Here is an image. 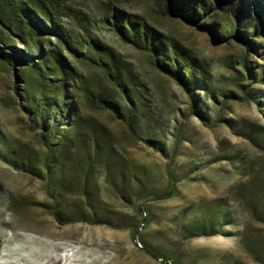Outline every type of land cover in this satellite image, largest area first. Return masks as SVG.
Masks as SVG:
<instances>
[{
  "label": "rangeland",
  "instance_id": "1",
  "mask_svg": "<svg viewBox=\"0 0 264 264\" xmlns=\"http://www.w3.org/2000/svg\"><path fill=\"white\" fill-rule=\"evenodd\" d=\"M48 1L66 29L78 35L89 31L135 73L148 104L138 133L98 109L86 108L85 114L112 131L129 173H137L140 182L130 181L123 199L97 170L102 210L85 209L83 221H71V205L83 203L73 192L58 222L46 182L0 157V264H167L162 258L168 264H264V148L247 136L264 129V111L243 100V86L234 79L235 67L242 70V47L217 44L183 19L166 16L160 0ZM225 7L222 20L230 25L234 18ZM114 9L143 17L184 46L211 73L224 95L219 103L201 90L191 98L154 68L150 53L123 42L106 21ZM249 60L258 70L261 61ZM249 84L264 91V85ZM20 103L0 84L3 150L24 148L39 133ZM253 186L254 194L249 191ZM96 219L105 224L94 223ZM145 219L149 223L138 229ZM144 242L159 258L141 248Z\"/></svg>",
  "mask_w": 264,
  "mask_h": 264
},
{
  "label": "trees",
  "instance_id": "2",
  "mask_svg": "<svg viewBox=\"0 0 264 264\" xmlns=\"http://www.w3.org/2000/svg\"><path fill=\"white\" fill-rule=\"evenodd\" d=\"M160 1L166 16L183 19L217 44L242 47L244 56L238 63L242 70L235 67L234 79L243 86V100L264 111V91L246 85H264V0ZM225 6L234 18L230 25L222 20ZM106 21L123 42L150 53L154 68L191 98L200 90L215 103H219L220 95L224 97L213 85L211 73L184 46L154 29L143 17L114 9ZM249 56L261 61L258 70ZM0 74V84L7 85L10 94L21 102L22 112L39 130L24 148L3 150L0 139V157L46 182L58 222H62L60 210L69 206L67 197L73 192L83 203L71 205L70 216L75 217L71 221H83L81 211L85 209L92 213L102 210L97 170H102L105 181L116 187L114 191L123 199L130 193V181L140 182L137 173H129L112 131L85 114L86 108L109 113L133 134L143 122L141 114L148 104L142 100L138 79L109 44L89 31L78 35L66 29L48 0H0ZM224 107L222 102L220 109ZM247 136L264 148V129L252 130ZM167 175L172 183L170 170ZM170 188L174 189L173 184ZM256 190L255 186L249 189L253 194ZM93 222L105 224L97 219ZM148 223L145 219L137 228ZM141 248L159 258L145 242Z\"/></svg>",
  "mask_w": 264,
  "mask_h": 264
}]
</instances>
